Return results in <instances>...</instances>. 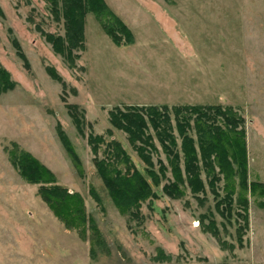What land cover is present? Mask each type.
Returning a JSON list of instances; mask_svg holds the SVG:
<instances>
[{"label": "rangeland", "instance_id": "374dc122", "mask_svg": "<svg viewBox=\"0 0 264 264\" xmlns=\"http://www.w3.org/2000/svg\"><path fill=\"white\" fill-rule=\"evenodd\" d=\"M105 2L132 41H111L87 13L84 48L67 58L45 39L47 32L64 35V20L47 0H0V64L15 81L0 92V264H264V187L250 190L251 182L264 184V0ZM100 21L112 22L105 14ZM69 103L78 106L82 132ZM182 104L231 106L242 116L245 189L234 163L209 172L200 164V186L188 183L170 110ZM124 105L169 108L181 157L177 194L163 188L172 173L154 131L149 127L157 147L152 169L157 159L167 166L157 185L126 133L109 123L108 111ZM89 133L118 140L150 183L155 195L136 215L110 199ZM22 152L79 194L83 224L68 227L53 213L37 193L40 183L22 175Z\"/></svg>", "mask_w": 264, "mask_h": 264}, {"label": "trees", "instance_id": "16d2710c", "mask_svg": "<svg viewBox=\"0 0 264 264\" xmlns=\"http://www.w3.org/2000/svg\"><path fill=\"white\" fill-rule=\"evenodd\" d=\"M50 10L55 15H61L64 23V35L44 33L45 39L50 42L52 49L70 57L74 48H84L83 25L85 15L92 13L99 25L111 41L116 43L131 42L132 34L128 26L107 5L105 0H47ZM108 15L112 22H101V16ZM115 28V29H114ZM117 29V30H116ZM19 47L18 42H14ZM63 50L66 51V55ZM17 53L24 57L17 48ZM54 78L57 77L52 67H46ZM15 81L10 78L9 72L0 64V92L13 87ZM69 115L75 127L82 132V122L78 115V106L75 103L67 104ZM177 133L181 138L180 149L182 152L184 172L188 183L200 186L199 172L201 164L206 171H212L214 166L225 171L234 163L239 174L240 187L246 188L245 180V141L243 118L231 106L222 107L219 104H182L173 105L170 109ZM109 123L126 133L127 140L145 164V171L155 185L159 178H165L167 166L157 159L158 168L153 170L151 151L157 149L153 135L162 149L166 152V159L171 168L172 181L163 185L169 193L174 194L176 182L182 180L180 174V156L176 150L177 141L173 134V125L169 117V108L166 105H124L115 106L108 111ZM194 130L195 138L188 134ZM107 131H110L107 129ZM62 141L71 151L72 158L77 162V157L71 150L70 143L60 129ZM87 142L92 151V162L99 174L110 199L123 213L136 215L135 211L145 199L154 196L150 183L137 169L128 153L116 139L103 141L100 134L89 133ZM103 143L101 155H98L100 144ZM21 173L29 182L37 183V193L47 203L53 213L68 227H77L86 220L84 203L76 192L53 182L52 174L27 152H22ZM232 170V168H230ZM160 173V176H159ZM42 183V184H41ZM47 184V185H46ZM264 187L261 182H251L250 190ZM264 191V189H263ZM261 193V192H260ZM94 194V193H93ZM95 196V195H94ZM91 227V226H90ZM92 229V227H91Z\"/></svg>", "mask_w": 264, "mask_h": 264}]
</instances>
